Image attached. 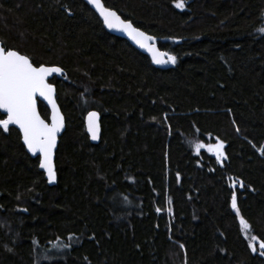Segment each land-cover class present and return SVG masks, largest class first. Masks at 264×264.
Segmentation results:
<instances>
[{"label": "trees", "instance_id": "16d2710c", "mask_svg": "<svg viewBox=\"0 0 264 264\" xmlns=\"http://www.w3.org/2000/svg\"><path fill=\"white\" fill-rule=\"evenodd\" d=\"M104 2L176 63L155 67L84 0H0L3 44L64 69L66 117L54 185L0 129V264H264L240 220L264 242V0Z\"/></svg>", "mask_w": 264, "mask_h": 264}, {"label": "snow or ice", "instance_id": "6c2138e0", "mask_svg": "<svg viewBox=\"0 0 264 264\" xmlns=\"http://www.w3.org/2000/svg\"><path fill=\"white\" fill-rule=\"evenodd\" d=\"M88 3L95 7L108 28L125 32L141 48L152 53L154 63H176L175 56H169L167 60L160 59V56L165 54L159 53L152 43L155 37L147 35L135 27L130 20L121 19L115 11L104 5L103 0H88ZM175 6L183 9L185 7L184 0H175ZM258 31L264 34V28ZM62 71L59 67L36 66L29 56L21 54L18 50L10 49L0 42V110L7 116L5 119H0V129L8 132L10 126H16L20 130L28 150L33 155L40 154L39 167L46 170L50 183L56 179L53 156L57 146V135L64 126V118L57 108L54 99L55 89L48 82V77L53 73H62ZM37 96L45 98L52 105L51 123H46L37 112ZM98 115L96 112L89 113V131L92 133L93 139L98 138ZM202 147H204L202 144L195 146L197 153ZM223 148V142H219L215 146V154L221 162L226 158ZM261 154H264V149L261 150ZM236 183H239L241 187L244 186L243 181H234L233 187ZM124 200L127 201V197H124ZM231 207L239 214L235 192L231 196ZM241 225L245 231L250 228L243 218H241ZM256 240L257 237H250L248 246L253 253L258 250L254 243ZM259 255L264 256V242L259 243Z\"/></svg>", "mask_w": 264, "mask_h": 264}, {"label": "water", "instance_id": "95a60500", "mask_svg": "<svg viewBox=\"0 0 264 264\" xmlns=\"http://www.w3.org/2000/svg\"><path fill=\"white\" fill-rule=\"evenodd\" d=\"M84 1H85V2H86V3H87V4H88V5H89L94 11H95V13L98 15V17H99L100 20L102 21V23H103L105 29H106L109 33H111V34H113V35H116V36H119V37H122V38L126 39V40H127V41H128L133 47H135L137 50H139L140 52H142V53L146 54L147 56H149V58H150L152 64H153L155 67L160 68V69H169V68H171V67L173 66V64H172L171 62H168V63H162V64L154 63V62H153V58H152V53H150L149 51H147V50L144 49V48H141V47H140V46H139L134 40H132V39H131V38H130L125 32L120 31V30H118V29L108 28L107 25L103 22V18L100 16L99 12L95 9V7H94L92 4L88 3V0H84ZM103 3H104V5H105L107 8H109V9L115 11V12L121 17V19L128 20V19H125V18H124V17H123L118 11H116L115 9L108 7V6L105 4L104 0H103ZM130 21H131V20H130ZM131 22H132V21H131ZM132 24H133L135 27H137L133 22H132ZM137 28H139V27H137ZM139 29H140L141 31L145 32L147 35H150V36L155 37V40H154L152 43H154L155 47L159 50V53H163V54H165V55L160 56V59L167 60L169 56H172V54H171L169 51H167V50H165V49H162V48L159 46V41H160V40H166V38H160V37L154 36V35H152V34L146 32V31H144V30L141 29V28H139ZM0 42H2V41L0 40ZM2 43H3V42H2ZM15 50H16V49H15ZM21 54H23V53H21ZM24 55H25V54H24ZM30 59H31V58H30ZM34 65H36V64H34ZM40 65H43V66H46V67H59V68H61V69L63 70L62 73H64V69H63L61 66H59V65H49V64H40ZM40 65H36V66H40ZM62 73H53L52 75H50V76L48 77V82H49L50 84H52L53 87H54V89H55L54 99H55V102H56L57 108H58V110H59V113H60V114L63 116V118H64V120H63V124H64V126H63L62 130H61V131L58 133V135H57V146H56V149L54 150L53 162H54L55 172H56V155H57V150H58L59 143H60V138H61V136L63 135L64 131L66 130V117H65V114L63 113V110H62V108H61V106H60V104H59V102H58V99H57V87H56L55 84H53V83L50 82V79H52L53 77H55V76H57V75H61ZM36 99H37V104H36L37 112L40 114L41 118L45 120L46 123H51V117H52V115H53L52 105L49 104V102H48L45 98H43V97L37 96ZM40 101L43 102V103L48 107V109H49V111H50V117H49V120L45 119V118L42 116L41 112H40V108H39ZM0 112H1L3 115H5V118H7L6 113H4L2 110H0ZM91 112H96V113L99 114V115H98V121H97V123H98V125H99L98 133H97V135H98V138H97V139H93V138H92V133L89 131V113H91ZM85 125H86V131H87V133H88V135H89V138H90L91 142L94 143V144H98V143L100 142V140H101V134H102L101 114H100V112H99L98 110H95V109L90 110V111L86 114V116H85ZM10 127H15V128H17L16 126H10ZM17 129H18V128H17ZM18 130H19V129H18ZM19 131H20V130H19ZM20 133H21V132H20ZM21 136H22V133H21ZM22 141H23V138H22ZM23 144H24V142H23ZM24 145H25V144H24ZM25 147H26L27 152H28L32 157H39V158L41 159L39 153H37L36 155H33V154L28 150V148H27L26 145H25ZM39 168H40V167H39ZM40 170H42V171L45 173L46 178L48 179V176H47V172H46V170H45V169H42V168H40ZM57 180H58V176H57V172H56V179H55V181L50 183L49 180H48V182H49L50 185H54V184L57 183Z\"/></svg>", "mask_w": 264, "mask_h": 264}, {"label": "rangeland", "instance_id": "374dc122", "mask_svg": "<svg viewBox=\"0 0 264 264\" xmlns=\"http://www.w3.org/2000/svg\"><path fill=\"white\" fill-rule=\"evenodd\" d=\"M217 144H218V143H217ZM217 144H213V145L207 146L208 150H209L212 154H214L215 156H216V154H215V146H216ZM240 220H241V218H240ZM244 234H245L246 238H247V239L249 240V242H250V237H252L253 235L250 234L249 230H247V231L244 230ZM254 243H256V245H257V249H259V243H260V242L258 241V239H257Z\"/></svg>", "mask_w": 264, "mask_h": 264}]
</instances>
